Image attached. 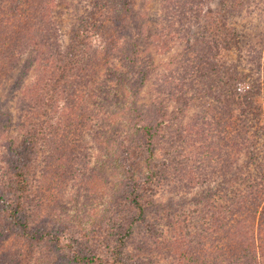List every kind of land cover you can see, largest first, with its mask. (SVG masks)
Returning <instances> with one entry per match:
<instances>
[{
  "label": "rangeland",
  "instance_id": "374dc122",
  "mask_svg": "<svg viewBox=\"0 0 264 264\" xmlns=\"http://www.w3.org/2000/svg\"><path fill=\"white\" fill-rule=\"evenodd\" d=\"M46 1L52 12L47 24L42 23L43 38L49 34L65 48L78 18L94 8V0ZM2 2L0 52L8 58L0 61V110L5 113L0 117V170L9 158V138H22L24 119L33 115L29 94L42 67V51L28 37L31 43L25 50L12 53L15 49L3 26H8L4 18H12L6 9L11 0ZM134 10L143 29L139 62L151 68L138 90L137 105L147 109L162 103L171 118L159 131L155 171L150 173L152 159L145 157L131 161L129 179L109 166L103 158L105 146L93 136L106 127L108 113L90 116L82 111L88 115L83 124H71L64 114L63 126L38 152L29 171L30 230L83 228L91 235L92 252L86 245L79 252L93 256L99 250L105 259L114 252L113 264H189L202 258L228 264L226 257L249 258L255 248L259 264H264V193H249L252 180H264V0H135ZM218 23L234 33V41L213 38ZM17 24L13 44L23 39L17 36L19 30L33 32L31 20ZM104 61L123 75L141 79L117 58ZM99 71L89 98L99 93V84L119 88L120 83L107 79L105 66ZM79 105L71 107L79 112L84 104ZM126 130L116 126L112 133L123 140ZM206 130L214 132L213 138L201 141ZM246 163L251 173L244 170ZM235 175L250 180L246 187L238 181L243 193L251 196L248 201L238 198V186L232 184ZM136 185L143 186L152 203L146 219H140L122 245L123 231L107 233L134 216L125 198ZM114 244L118 248L113 249ZM34 246L26 238L9 236L0 241V264H79L63 249L50 251L48 239L37 255ZM54 253L63 254L62 259L54 261ZM45 256H51L49 262Z\"/></svg>",
  "mask_w": 264,
  "mask_h": 264
},
{
  "label": "trees",
  "instance_id": "16d2710c",
  "mask_svg": "<svg viewBox=\"0 0 264 264\" xmlns=\"http://www.w3.org/2000/svg\"><path fill=\"white\" fill-rule=\"evenodd\" d=\"M2 1L6 2V0H0V4ZM47 3L46 0H11L9 9L6 7L10 15L12 14L10 16L12 18H4L7 20H4V23H8V26L3 25L4 29L8 30L4 36L12 43L11 48L15 49L13 51L11 49L12 53L19 50L24 51L29 41L26 39L28 37L32 39L31 42L35 41L36 47L42 51L40 57L42 67L34 84L36 88L29 94V111L33 115L26 116L24 119L25 134L22 138H9V158L6 167L1 166L3 169L0 170V241H5L11 235L26 238L30 244L36 245L34 248L37 250H33V254L37 255L42 251L48 239L51 242L49 250L63 249V253L65 250L67 254H70L68 258L72 263L113 264L112 257L117 255L114 252H111L108 259H105L99 250H96L93 256L79 252L78 249L85 245L92 252L91 235L83 228L79 231L77 228L71 230L70 226L53 228L49 231L43 229L32 232L30 230L26 219V205L30 201L29 171L32 163L37 159L38 152L50 140L51 135L58 133L63 126L64 114L68 115L71 124L75 121L83 124L88 115L94 116L102 111L108 113L104 120L106 127L96 130L93 136L102 146H105L106 154L103 158H106L109 166L119 169L120 175L124 179H129L131 161L134 163L135 158L139 160L145 157L146 161L152 159V165L150 166L149 163L148 168L152 174V171H155L153 159L159 144V131L166 122H171V118L166 116L168 111L163 108L162 103L151 104L147 109L137 105L138 90L145 84L151 68L141 67L139 62V56L144 51L141 46L143 45L141 33L143 29H141L140 19L135 16V0H94V8L87 15L78 18L72 30L71 41L65 48H61L56 41L52 42L49 34L43 38L42 23L47 24L46 18L51 10H48ZM23 19L32 21L33 32L19 30L17 36H22L23 39H18L19 43L13 44L16 33L15 24L18 23L21 26ZM26 24L28 27L29 24ZM224 26L225 23L215 25L213 38L221 42L225 41L224 38H228L230 42L234 41V33L230 35L229 30L225 31ZM133 27L135 30L131 32L130 29ZM27 30L30 31V28L28 27ZM99 55L103 58H99ZM0 56V61L8 58L4 51L2 55L0 52ZM108 57L117 58L125 66L130 65L131 71L139 72L141 79L128 76L127 74L130 73L126 75L119 73L112 64L103 62ZM103 66L106 67L107 79L120 83L119 88L117 87L116 90L110 88L111 91L104 89L106 84H99V93L89 98V93H92L93 77L100 75L99 69ZM71 102L74 104H70ZM82 103L84 105L79 112L71 107L76 104H80V107ZM143 110L146 112H142ZM82 111L90 114L81 115ZM4 115L5 113L0 110V117ZM6 120L10 122V116ZM116 126L117 128L123 126L127 129L123 140H117L118 135L112 133ZM3 129H7V126H2ZM213 133L212 130H206L203 135L205 138L201 141L212 139ZM246 164L244 170L251 173L252 168L248 163ZM238 181L246 187L245 184H248L250 180L241 176L237 178L235 175L234 183H232L238 186L236 188L238 198L248 201V197L251 196L243 193V187L240 188ZM252 184L253 187L249 193L258 195V197L260 193H264V180L260 183L252 180ZM126 196L125 200L130 207V212H134V216L123 219L121 226L115 225L114 230L110 229L111 231L107 233L114 232L115 235V230L119 234V231H123L119 239L122 245H125L127 237L135 231L140 219H146L145 215L152 203L143 186L136 185L133 190L126 192ZM240 203L241 201L238 207L243 209L244 205H239ZM114 245L113 249L118 248L117 244ZM253 251L255 253L249 258L238 256L236 258L226 257L225 260L228 264H259L260 257H258L256 248ZM53 255L55 256V253ZM62 257L63 254H59L53 260L57 261ZM50 259L51 256L44 257V261L49 262ZM210 262L202 258L199 261L191 260L189 264H210Z\"/></svg>",
  "mask_w": 264,
  "mask_h": 264
}]
</instances>
